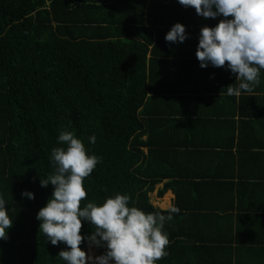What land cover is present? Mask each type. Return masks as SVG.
<instances>
[{
	"label": "trees",
	"instance_id": "trees-1",
	"mask_svg": "<svg viewBox=\"0 0 264 264\" xmlns=\"http://www.w3.org/2000/svg\"><path fill=\"white\" fill-rule=\"evenodd\" d=\"M176 4L0 0V195L13 219L0 239V264H64L58 253L66 244L52 245L36 219L54 188L40 181L53 172L49 156L62 146L57 137L64 130L101 158L83 181L87 195L81 207L119 192L146 213L167 215L148 196L158 179L168 176L166 162L154 160L168 154L164 147L177 144L168 126L173 123L152 110L156 81L164 77L163 71L156 73L159 65L179 54V44L167 42L165 34L176 22L186 31L215 24L189 20ZM92 135L95 143H89ZM178 184L173 180L165 187L176 191ZM171 227L166 220L167 254L156 264H174L181 243ZM94 230L82 220V236ZM85 246L82 241V250Z\"/></svg>",
	"mask_w": 264,
	"mask_h": 264
},
{
	"label": "crops",
	"instance_id": "crops-1",
	"mask_svg": "<svg viewBox=\"0 0 264 264\" xmlns=\"http://www.w3.org/2000/svg\"><path fill=\"white\" fill-rule=\"evenodd\" d=\"M175 7L189 20L218 23L194 7ZM200 30L189 28L178 58L159 65L156 73L164 77H153L159 79L152 110L173 123L168 126L177 144L153 162H166L168 176L148 192L149 202L162 211L179 209L171 220L181 243L174 264H264V69L251 93L229 96L236 74L200 67ZM173 180L176 191L165 187Z\"/></svg>",
	"mask_w": 264,
	"mask_h": 264
},
{
	"label": "clouds",
	"instance_id": "clouds-1",
	"mask_svg": "<svg viewBox=\"0 0 264 264\" xmlns=\"http://www.w3.org/2000/svg\"><path fill=\"white\" fill-rule=\"evenodd\" d=\"M184 7H194L204 18L222 17L215 26H202L196 49L201 68L209 65L226 67L236 74L238 85L227 88L229 96L251 93L260 83L264 69V0H177ZM186 28L180 22L171 26L165 40L183 43ZM227 62V64H226ZM95 136L88 138L95 143ZM60 147L51 150L49 161L53 169L42 187L53 185L51 196L36 214L39 230L52 245L66 244L58 256L64 264H156L167 253L168 234L165 221L173 219L177 207L166 209L167 215L146 213L130 204L126 193H115L101 203L88 202L81 207L87 195L83 181L100 157L91 153L73 131H61L57 137ZM22 196L34 199V193L23 191ZM82 220L95 226L90 235L81 234ZM13 219L6 201L0 195V239L6 237ZM104 248L100 255H86L80 247Z\"/></svg>",
	"mask_w": 264,
	"mask_h": 264
},
{
	"label": "rangeland",
	"instance_id": "rangeland-1",
	"mask_svg": "<svg viewBox=\"0 0 264 264\" xmlns=\"http://www.w3.org/2000/svg\"><path fill=\"white\" fill-rule=\"evenodd\" d=\"M150 197L152 198V195ZM90 249H86V248L83 249V250H85L86 255L89 253H91L92 255H100V253H101V248L92 247ZM86 264H87V262H86Z\"/></svg>",
	"mask_w": 264,
	"mask_h": 264
}]
</instances>
